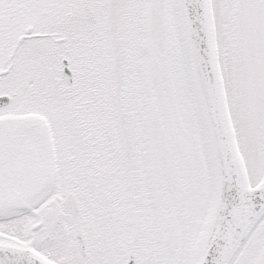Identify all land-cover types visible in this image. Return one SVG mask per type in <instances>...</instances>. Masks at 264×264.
I'll return each mask as SVG.
<instances>
[{
	"label": "snow or ice",
	"instance_id": "snow-or-ice-1",
	"mask_svg": "<svg viewBox=\"0 0 264 264\" xmlns=\"http://www.w3.org/2000/svg\"><path fill=\"white\" fill-rule=\"evenodd\" d=\"M0 264H264V0H0Z\"/></svg>",
	"mask_w": 264,
	"mask_h": 264
}]
</instances>
